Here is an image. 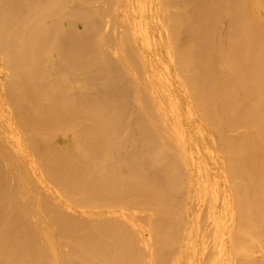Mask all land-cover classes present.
<instances>
[{"label":"bare ground","instance_id":"obj_1","mask_svg":"<svg viewBox=\"0 0 264 264\" xmlns=\"http://www.w3.org/2000/svg\"><path fill=\"white\" fill-rule=\"evenodd\" d=\"M0 72V264H264V0H0Z\"/></svg>","mask_w":264,"mask_h":264},{"label":"rangeland","instance_id":"obj_2","mask_svg":"<svg viewBox=\"0 0 264 264\" xmlns=\"http://www.w3.org/2000/svg\"><path fill=\"white\" fill-rule=\"evenodd\" d=\"M2 75V72H0V76ZM0 170L2 171L3 169V167L1 166V159H0ZM0 174H2V173H0ZM1 179H2V175H1V177H0ZM1 179H0V183H1ZM0 193H1V188H0ZM0 198H1V194H0Z\"/></svg>","mask_w":264,"mask_h":264}]
</instances>
